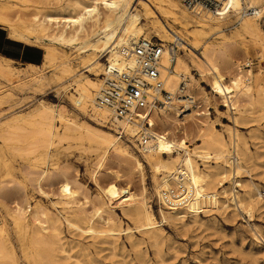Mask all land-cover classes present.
Listing matches in <instances>:
<instances>
[{"label": "bare ground", "instance_id": "1", "mask_svg": "<svg viewBox=\"0 0 264 264\" xmlns=\"http://www.w3.org/2000/svg\"><path fill=\"white\" fill-rule=\"evenodd\" d=\"M223 1H227L230 8L216 15L210 11L189 9L179 0H68L45 12L38 5H48L47 0H0V24L9 27L10 37L27 43L34 39L47 40L44 61L53 68L52 81L65 95L68 93L75 109L98 125L69 115L61 103L43 100L24 114L12 112L0 117V139L22 143V148L26 146L21 149L25 155L41 150L37 162L27 167L26 173L32 176L33 189L39 194L49 196L51 191H56L58 200L53 204L65 211L63 218L68 229L82 236L108 235L115 239L121 231L114 209L120 208L135 228L149 239L157 241L161 237L162 229L149 201L151 194L146 186L144 165L133 147L115 135L112 128L103 129L110 120V112L97 103L104 84V78H100L105 74L102 58H106V64L121 68L129 61L128 55L135 43L150 36L162 41L165 47L160 73L165 88L173 94L166 107L151 114L152 131L157 140L140 147L137 142L140 126L136 122L113 125L116 134L123 129L134 148L142 151L152 171L153 194L158 198L163 221L187 225L186 217L190 215L195 223H200L197 222L200 214L229 210L232 205L251 218L256 210H264L263 183L250 181L242 184L233 180L246 171L245 163L251 158L247 143L234 129L228 130V138L218 131L207 109L203 110L201 106L207 104L209 98L191 73L196 70L209 81L216 102L222 101L228 110L239 112V117L233 116L236 124L248 119L246 112L264 115V90L256 88L257 93L253 92L252 71L244 70L243 61L235 59L239 47L233 40L234 37L249 38L264 57V30L260 23L264 18V0ZM245 2L249 5L246 7L255 10L254 14L243 13ZM28 10L31 12L26 20L23 12ZM233 14L240 16V26L230 37L224 34V21ZM143 19L150 20L147 27L141 25ZM210 35L222 37L221 41L207 43L205 39ZM165 42H175L188 50L189 59L183 58L178 50L169 53ZM68 48L74 49L78 57L68 54ZM200 48L203 51L197 56L193 49ZM76 60L93 72L95 78L80 73L75 67ZM29 67L31 69L18 70L10 59L0 55V90L2 84L11 85L16 79L22 91L33 89L43 93L50 82L40 74L41 66ZM72 89L74 92L70 91ZM179 104L191 109V114L180 119L184 110ZM189 115H193L189 119L191 123L185 118ZM70 138L86 140L101 151L92 175L98 189V196L93 200L84 192L78 175L61 172L56 163L49 168L54 157L52 150ZM193 141L197 144L191 147L189 143ZM17 146L10 147L16 151L20 149ZM110 153L120 161L119 164L126 163L125 169L119 166L116 171L105 168ZM230 177L233 186H239L243 193L234 191V187L220 190ZM1 182L0 203L18 232L26 234L23 239L28 240L27 247L31 250L28 256L37 264H58L72 257L63 241L62 219L36 206L29 221L27 190L11 180ZM182 190L187 192L189 199L185 204L177 205L174 199ZM5 232V222L0 218V264H16L14 248L6 241Z\"/></svg>", "mask_w": 264, "mask_h": 264}, {"label": "rangeland", "instance_id": "2", "mask_svg": "<svg viewBox=\"0 0 264 264\" xmlns=\"http://www.w3.org/2000/svg\"><path fill=\"white\" fill-rule=\"evenodd\" d=\"M56 1L47 0V3L49 2L50 4L48 3V5L43 6L38 5V7L45 12L48 9L57 7L56 5L60 2L62 4L68 2V0ZM247 5L248 2H245L244 7ZM30 10L23 12V14L26 15V20H29ZM239 18L240 16L238 17L233 14L228 20L224 21V23H226L224 28L225 35L230 37L234 36L236 28L240 26ZM141 22V25L147 27L150 20L143 19ZM260 23H262L261 25L264 30V18ZM9 31L10 29L8 26L0 24V53L3 55H15L22 51L28 53L33 59V62L24 61L15 57L5 58L10 59L12 61V66L18 70L31 69L29 65L41 66L42 69L40 74L46 76L47 80L50 82V86L45 87L44 92L41 93L33 89L22 91L17 86L18 81L16 79H14L11 85L6 83L2 84L3 88L0 90V97L3 98V104L0 105V117L12 112L24 114V112L26 113L34 109L39 102L43 100L49 103L53 102L54 104L61 103L66 106L69 115L86 121L93 126H98L88 116L83 115L75 109L68 98V93L65 95V92H63L61 88L56 87V84L52 81L54 74L53 68L48 67L44 61L45 45L49 42L43 39L37 41L34 39L33 42L30 43L15 41L10 37ZM152 38L155 41H159L156 37L152 36H150L149 39ZM221 38L222 37L218 35H210L206 37L205 41L207 43H216L221 41ZM233 40L239 47V49H237V54L239 56L237 55L235 59H241L243 61L244 65L242 64V67H244V70L251 69L252 71L250 83L254 88L253 92L257 93L258 89L264 90V57H261L259 49L253 45L249 38L234 37ZM169 43L171 42H165L167 45H169ZM195 51L193 49V52L197 56H201L203 49L201 50L200 48ZM66 52L74 56V58L78 57L74 49L68 48ZM178 53L183 58L189 59L190 52L181 46H178ZM105 59L106 58H102L101 61L106 65ZM75 67L83 75L91 79L95 78L93 72L83 68L80 64V60H76ZM191 73L198 80L203 91L209 98L207 104H201V106L203 105V110L207 109L211 121L218 131L228 138V130L230 128V130L234 129L247 143L246 147L250 153L251 160L249 159L245 163L246 171L242 172L233 180L241 181L242 184H249L250 181L264 184V115L260 116L257 114V116L255 113L252 115V113L246 112L245 114L248 119L236 124L234 118L240 116L239 112L228 110L222 101L216 102L209 81L202 78L196 70H193ZM100 78L103 79L104 74H102ZM70 91L74 92L73 89ZM179 106L184 110V114L182 113V116L179 117L180 119H183L185 115L191 114V109H188L184 104H179ZM192 116L193 115H189L185 118L191 123L192 121L189 119ZM105 125L106 128L103 129L108 130V128H112L114 134L119 135L120 132L116 134L114 130L116 126L114 127L109 121ZM61 128L62 127H60V130ZM119 137H121L122 141L133 147L135 155L144 165L146 186L151 194L149 199L150 205L155 211L156 219L162 229L161 237L157 241L149 239L148 236L143 234L140 230H137L134 223L123 215L120 208L114 209L117 214L118 229L121 231L115 239L110 238L108 235H103L101 237L90 235L82 236L75 231H71L68 229L65 219L63 218L66 216L65 211L61 206L53 204L58 200V196L55 195L56 191H51L52 193L50 192L49 196L39 194L33 189L31 181L32 176L26 173L25 169L27 167H32L33 164L37 162L41 150H36L34 153H31V155H25L22 150H24L26 146L22 148V143L0 139V182L11 180L17 186L19 185V187H23L27 190L30 199L29 209L27 207V218L29 221H31L32 213L36 206L47 209L48 212H52L51 214H53V216L59 217L60 220L62 219L61 222L63 221V241L66 247L70 249V255L72 257L62 260V263L59 262L58 264H76V262L77 264H264V210H256L251 218L242 209L232 205L229 210L211 211L206 214H200L201 221L200 218L197 221L200 223H195L190 215L186 217L187 225L171 221L164 222L159 213L160 204L158 198L153 194L152 171L145 162L142 151L138 149V147L137 149L134 148L128 135L126 137L119 135ZM73 139L70 138L69 140L67 139L59 143L57 147L52 150V154L54 155L53 160L50 161V163L48 161L49 164H47L49 168H52L51 165L56 163L60 167L61 172H67L72 176L78 175L77 179L82 184L84 192L90 200H93L98 196V189L92 175L93 169L96 168L98 161H100L101 151H97L96 148H94L95 146L86 140H82V142L81 140ZM16 144L20 146V149H17L18 146ZM194 144L196 145L197 142L193 141L189 143L191 147H193L192 145ZM10 146H14V148L17 146V150L15 149L16 151H13ZM17 151L18 153H15ZM19 152L20 155H18ZM165 158H167V156H165ZM118 162L120 161L115 159L112 153H110L105 161V168L110 167L111 170L116 171L119 169V166L125 169L126 163L122 162L119 164ZM41 166H44V164H41ZM212 166H216V164L212 163ZM201 168L204 169L205 166L202 165ZM103 173H105V171H103ZM233 180H231V177L227 179L220 190L234 187V191L243 193L244 191L241 190L239 186H236V184L233 186ZM262 189H264V187ZM64 214L65 216H63ZM0 218L5 222V229L7 231L5 232V239L9 243V246L14 248L13 251L15 253L16 264H37L32 257L28 256L31 254V250L27 247L28 240L23 239L26 234L18 232V229L6 215L5 208L1 203ZM160 221H162L161 224ZM128 228L131 229L130 232L127 231Z\"/></svg>", "mask_w": 264, "mask_h": 264}, {"label": "built area", "instance_id": "3", "mask_svg": "<svg viewBox=\"0 0 264 264\" xmlns=\"http://www.w3.org/2000/svg\"><path fill=\"white\" fill-rule=\"evenodd\" d=\"M179 1L189 9L210 11L216 15H221L230 8V4L223 0ZM254 12V9L248 7L243 10L245 14ZM164 49L161 42L153 38H142L130 50L129 61L121 68L106 64L103 88L97 98V103L109 110L110 124L136 122L140 126L137 142L143 148L157 140L152 131L151 114L166 107L173 99V94L165 88L160 73ZM167 49L173 54L178 50V45L173 42ZM119 132V135L126 137L123 129ZM179 194L175 197L174 203L185 204L189 195L184 190ZM165 195L167 196L166 193Z\"/></svg>", "mask_w": 264, "mask_h": 264}, {"label": "crops", "instance_id": "4", "mask_svg": "<svg viewBox=\"0 0 264 264\" xmlns=\"http://www.w3.org/2000/svg\"><path fill=\"white\" fill-rule=\"evenodd\" d=\"M0 55L3 57H9V58L15 57L17 59H22L24 61L33 62V59L30 57V55L26 52H23V51L21 53L15 54V55L6 54V55H8V56H6V55H3L1 53H0Z\"/></svg>", "mask_w": 264, "mask_h": 264}]
</instances>
